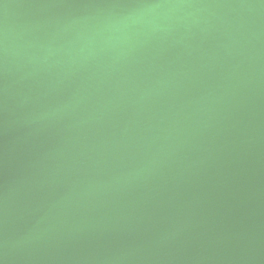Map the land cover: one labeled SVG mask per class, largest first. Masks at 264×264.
I'll list each match as a JSON object with an SVG mask.
<instances>
[{"label": "water", "instance_id": "1", "mask_svg": "<svg viewBox=\"0 0 264 264\" xmlns=\"http://www.w3.org/2000/svg\"><path fill=\"white\" fill-rule=\"evenodd\" d=\"M0 264H264V0H0Z\"/></svg>", "mask_w": 264, "mask_h": 264}]
</instances>
